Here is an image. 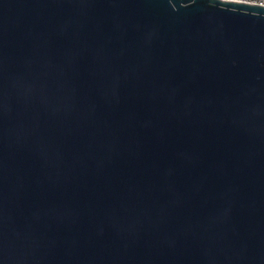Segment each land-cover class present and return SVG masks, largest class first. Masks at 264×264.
Masks as SVG:
<instances>
[{
  "label": "water",
  "instance_id": "1",
  "mask_svg": "<svg viewBox=\"0 0 264 264\" xmlns=\"http://www.w3.org/2000/svg\"><path fill=\"white\" fill-rule=\"evenodd\" d=\"M0 264H264V5L0 0Z\"/></svg>",
  "mask_w": 264,
  "mask_h": 264
},
{
  "label": "built area",
  "instance_id": "2",
  "mask_svg": "<svg viewBox=\"0 0 264 264\" xmlns=\"http://www.w3.org/2000/svg\"><path fill=\"white\" fill-rule=\"evenodd\" d=\"M232 1H243V2H249V3L264 5V0H232Z\"/></svg>",
  "mask_w": 264,
  "mask_h": 264
}]
</instances>
